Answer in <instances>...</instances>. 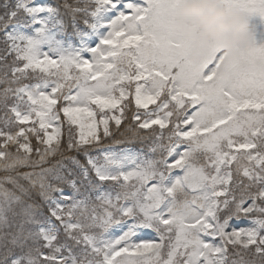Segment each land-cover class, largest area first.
I'll use <instances>...</instances> for the list:
<instances>
[{
	"label": "snow or ice",
	"instance_id": "6c2138e0",
	"mask_svg": "<svg viewBox=\"0 0 264 264\" xmlns=\"http://www.w3.org/2000/svg\"><path fill=\"white\" fill-rule=\"evenodd\" d=\"M224 2L231 57L180 0H0V264H264V0Z\"/></svg>",
	"mask_w": 264,
	"mask_h": 264
},
{
	"label": "clouds",
	"instance_id": "9594fccd",
	"mask_svg": "<svg viewBox=\"0 0 264 264\" xmlns=\"http://www.w3.org/2000/svg\"><path fill=\"white\" fill-rule=\"evenodd\" d=\"M175 18L179 29L191 38L194 54L200 56L215 44L231 57L252 42L249 20L224 0H180Z\"/></svg>",
	"mask_w": 264,
	"mask_h": 264
},
{
	"label": "trees",
	"instance_id": "16d2710c",
	"mask_svg": "<svg viewBox=\"0 0 264 264\" xmlns=\"http://www.w3.org/2000/svg\"><path fill=\"white\" fill-rule=\"evenodd\" d=\"M73 42L75 43L76 41H75V39H73ZM132 107H134V104L132 105ZM0 114H2V113H0ZM67 127H68V125L67 124H64V126H63V132H64V139H66V135H67ZM108 143H110V141H108ZM132 147H135V148H138L139 147V145H131ZM147 149L145 148V151H146ZM81 159H83L82 157H81Z\"/></svg>",
	"mask_w": 264,
	"mask_h": 264
},
{
	"label": "rangeland",
	"instance_id": "374dc122",
	"mask_svg": "<svg viewBox=\"0 0 264 264\" xmlns=\"http://www.w3.org/2000/svg\"><path fill=\"white\" fill-rule=\"evenodd\" d=\"M152 107H154L153 105H150L149 106V108H152ZM61 118L63 119V114L61 113ZM66 124V123H65ZM50 131H51V129H50Z\"/></svg>",
	"mask_w": 264,
	"mask_h": 264
}]
</instances>
